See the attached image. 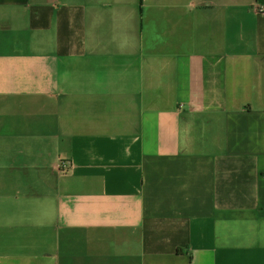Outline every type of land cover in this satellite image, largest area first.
Returning <instances> with one entry per match:
<instances>
[{
    "label": "crops",
    "instance_id": "0c3cea01",
    "mask_svg": "<svg viewBox=\"0 0 264 264\" xmlns=\"http://www.w3.org/2000/svg\"><path fill=\"white\" fill-rule=\"evenodd\" d=\"M0 264H264V0H0Z\"/></svg>",
    "mask_w": 264,
    "mask_h": 264
}]
</instances>
